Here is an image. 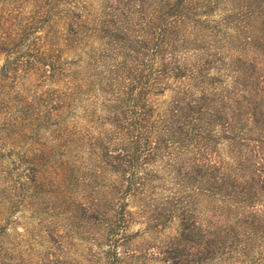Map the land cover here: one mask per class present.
Here are the masks:
<instances>
[{
  "label": "trees",
  "instance_id": "1",
  "mask_svg": "<svg viewBox=\"0 0 264 264\" xmlns=\"http://www.w3.org/2000/svg\"><path fill=\"white\" fill-rule=\"evenodd\" d=\"M45 4L0 13V264H264V0Z\"/></svg>",
  "mask_w": 264,
  "mask_h": 264
},
{
  "label": "rangeland",
  "instance_id": "2",
  "mask_svg": "<svg viewBox=\"0 0 264 264\" xmlns=\"http://www.w3.org/2000/svg\"><path fill=\"white\" fill-rule=\"evenodd\" d=\"M45 2L46 0H6L0 5V13L2 12L1 10L7 12L12 9L13 14L11 15V18L15 17V19L17 20L14 22L16 24V27L18 26V24H20V26L22 27L24 24H27L33 18L41 16L42 12L46 9L47 6ZM90 2L96 7H98L101 4V0H90ZM63 6H64L63 4L58 5L59 8H62ZM255 22L257 23L258 20H256ZM41 32H44V29H42ZM49 39L50 38H48L46 42ZM4 59H5L4 54H0V66L5 62ZM168 98H169V92H166L165 94L159 97V100H167ZM8 149L10 148L6 146L3 150H8ZM73 193H75V191L73 190H71V193L69 191H66L64 194H60L58 196V199H62L65 196L68 199V203L70 204V207H72L70 200L73 198H70V196L67 195ZM76 196L78 199L80 195L77 194ZM45 200L47 202V205L46 206L44 205V210L40 211V215H42L41 218L44 220L45 223L54 227L55 225L64 226L70 223V220L66 222L64 221V219L61 218L63 217L64 214H61L60 209L57 208L54 209V205H53V203L55 202L54 197L49 196L48 199L46 198ZM43 202L45 203V201ZM65 204L67 205V203ZM58 211L60 212V214L58 213ZM16 214H15L16 217L20 218V222H21L17 227V229L21 232L23 231L22 226L24 224H26L27 222L34 224L35 222V221H31V219H35V218L34 216H30L29 212H25L24 216H22L21 213H16ZM137 226L138 225H133L131 229H135L137 228ZM71 228L72 231H69L67 233L71 238H68L65 235L66 237L65 242L67 243V253L69 254V256H72V258L75 257V259H77L79 258L77 255L78 251H80L83 246L82 240L84 239L85 241H90V238L83 231H77V229L79 230L80 227L73 226ZM62 230L64 232L66 229H62ZM29 234L30 232H28V235ZM80 238L82 239L80 240ZM33 246H34L33 248H36L35 243H33ZM24 256H30V255L24 254ZM28 260L30 259L24 257L23 264H29Z\"/></svg>",
  "mask_w": 264,
  "mask_h": 264
}]
</instances>
